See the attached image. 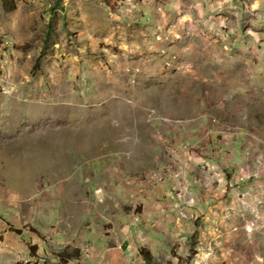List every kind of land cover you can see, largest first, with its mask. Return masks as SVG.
<instances>
[{
  "label": "rangeland",
  "instance_id": "rangeland-1",
  "mask_svg": "<svg viewBox=\"0 0 264 264\" xmlns=\"http://www.w3.org/2000/svg\"><path fill=\"white\" fill-rule=\"evenodd\" d=\"M200 156L235 201L137 248L125 196ZM108 243L264 264V0H0V264H117Z\"/></svg>",
  "mask_w": 264,
  "mask_h": 264
},
{
  "label": "crops",
  "instance_id": "crops-1",
  "mask_svg": "<svg viewBox=\"0 0 264 264\" xmlns=\"http://www.w3.org/2000/svg\"><path fill=\"white\" fill-rule=\"evenodd\" d=\"M237 136L239 135L237 134ZM235 140L239 141V138ZM230 143L231 141L229 142V139L226 138L224 142H220V147L235 149V146ZM224 153L222 154V158H225L226 161H231L232 157ZM194 160L196 161L184 169L181 181L171 178L164 183L150 184L148 186L140 183L137 185L135 192L125 196V201L130 198L127 202H135L134 211L137 209L136 215L141 219L140 224H137V248L140 243H144L147 239L153 248H157L156 245H162V240L168 237L171 240L174 239V236L178 235L176 229L180 227L183 228L182 233H186L188 236L190 230L188 232L185 226L189 227L193 219L196 220L200 217L206 218L208 216V218L212 217L209 222L211 220L215 221L219 215L215 210L220 207L221 203L235 201L236 188H229V182L224 177L225 173L220 172V169L215 171V168H213L214 171L213 169H209V172H207L203 165L200 166L204 161H208L205 157H194ZM189 202H196L194 204L195 207ZM122 203L120 206L121 210H118L117 215L114 217L116 218L118 228L122 223V218L124 219L127 216L122 207L124 202ZM210 208L211 211L207 212ZM106 211H113L110 204H107L103 213H106ZM101 235L103 234H97V236ZM109 238L115 239L113 233ZM122 239L124 238L122 237ZM123 242L124 246H127L126 240H123ZM112 245L111 243L106 244L110 248L108 252L110 251L115 255L117 264H124L122 262L125 257L120 256L122 254L120 247ZM95 251H97L96 247L91 250L90 256L85 258L86 262H83L87 263L91 261ZM120 257L122 261H120Z\"/></svg>",
  "mask_w": 264,
  "mask_h": 264
},
{
  "label": "trees",
  "instance_id": "trees-1",
  "mask_svg": "<svg viewBox=\"0 0 264 264\" xmlns=\"http://www.w3.org/2000/svg\"><path fill=\"white\" fill-rule=\"evenodd\" d=\"M141 254H142L143 256L146 255V253H145L144 251H142ZM73 255H75V253H74ZM70 257H71V256H70ZM72 259H73V258H72ZM75 259L79 260V259H80V256H76ZM66 262L68 263V261H66Z\"/></svg>",
  "mask_w": 264,
  "mask_h": 264
},
{
  "label": "built area",
  "instance_id": "built-area-1",
  "mask_svg": "<svg viewBox=\"0 0 264 264\" xmlns=\"http://www.w3.org/2000/svg\"><path fill=\"white\" fill-rule=\"evenodd\" d=\"M162 177V176H161ZM86 249V247H82V250Z\"/></svg>",
  "mask_w": 264,
  "mask_h": 264
}]
</instances>
